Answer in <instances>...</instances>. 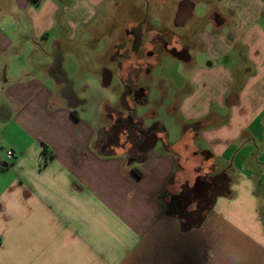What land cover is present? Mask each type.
I'll list each match as a JSON object with an SVG mask.
<instances>
[{
	"label": "crops",
	"instance_id": "obj_1",
	"mask_svg": "<svg viewBox=\"0 0 264 264\" xmlns=\"http://www.w3.org/2000/svg\"><path fill=\"white\" fill-rule=\"evenodd\" d=\"M143 19L144 85L156 34L192 67L167 101L164 87L145 97L176 135L160 123L128 160L97 147L106 101L72 88L74 108L53 71L70 81L66 59L97 31ZM209 174L228 187L189 227L171 201ZM0 264H264V0H0Z\"/></svg>",
	"mask_w": 264,
	"mask_h": 264
},
{
	"label": "flooded vegetation",
	"instance_id": "obj_2",
	"mask_svg": "<svg viewBox=\"0 0 264 264\" xmlns=\"http://www.w3.org/2000/svg\"><path fill=\"white\" fill-rule=\"evenodd\" d=\"M125 39V41L122 40L113 45L107 56L108 63L114 69H104L106 83L112 82L115 77L121 83V96L125 105H122L120 110L115 113H109L113 123L109 127L101 149L105 152L121 151L129 160H136L143 154L144 148L161 140L160 135L163 127L160 123L146 126L143 119L137 116L138 107L144 106L146 95L151 93L150 85H144L141 81V70L144 65L147 68H152L149 61L156 56L153 50H146L145 48L144 19L125 30ZM150 43L162 47L163 54L186 61V49L170 48L171 42L168 34H156ZM161 55L156 62L157 66L160 65ZM200 179L201 183L208 182L211 184L207 199L202 194L197 195L193 192L194 185L193 188L182 190L177 198L171 201V208L184 224L202 218L205 212L202 215L199 212L206 207V202L210 201L211 206L216 197L226 191L228 187L224 174H209L200 177ZM201 189L203 190V186Z\"/></svg>",
	"mask_w": 264,
	"mask_h": 264
},
{
	"label": "rangeland",
	"instance_id": "obj_3",
	"mask_svg": "<svg viewBox=\"0 0 264 264\" xmlns=\"http://www.w3.org/2000/svg\"><path fill=\"white\" fill-rule=\"evenodd\" d=\"M129 4L130 2H127L121 9L124 10V8L128 7ZM129 8L130 7H128V10ZM148 11V8H146L145 14L148 15ZM191 27L194 31L197 30V24L192 23ZM126 29H129V26H126L125 23L122 22H116L114 25L111 24L106 26V28L97 31L96 39L92 40L90 44L80 49V55L77 59H75V61L66 59L65 62L71 86L81 99L90 95V98L93 99L101 97L107 103V106L104 109L106 130L102 133L97 144L99 150H102L101 147L103 140L109 130V127L113 123L109 113H115L120 110L123 105L121 96L122 86L119 80L116 77L110 83H106L105 80L104 69H114L107 61V56L111 52L112 47L108 45L109 47L106 48V41L109 40L108 38L113 36H115L117 40H120L123 38ZM159 62L160 65L154 70L152 81L149 84L151 88V101L153 99H157L160 95L162 87L165 88L167 95L166 99L163 101H167L168 98L172 96L173 91L184 82L188 69L192 67L189 64L184 63V61L180 58H176L174 56L172 57L171 55L166 54L161 55ZM148 82L149 80H146V83ZM170 102H172L171 99ZM163 103L164 102L162 101H158L156 103V106L158 105L160 107L156 114H154L150 109L152 106H140L137 109V116L140 119H143L146 126H152L155 123H162L166 129L170 131L171 136L174 137L173 135H176V132L180 127V122L175 120L171 114L168 113V110L161 106ZM200 147L205 149V144L201 143ZM202 153L204 152H199L200 157L202 156Z\"/></svg>",
	"mask_w": 264,
	"mask_h": 264
},
{
	"label": "trees",
	"instance_id": "obj_4",
	"mask_svg": "<svg viewBox=\"0 0 264 264\" xmlns=\"http://www.w3.org/2000/svg\"><path fill=\"white\" fill-rule=\"evenodd\" d=\"M53 75H54L58 85H64L62 93L65 96V98L69 100L70 104L74 108L79 107L81 105L82 101L77 98L75 92L72 89L70 81L68 80L64 70L61 68L60 65H58L54 69ZM73 114L75 115V112H73ZM188 127L189 126H185V128H188ZM197 127H199V124L197 125Z\"/></svg>",
	"mask_w": 264,
	"mask_h": 264
},
{
	"label": "water",
	"instance_id": "obj_5",
	"mask_svg": "<svg viewBox=\"0 0 264 264\" xmlns=\"http://www.w3.org/2000/svg\"><path fill=\"white\" fill-rule=\"evenodd\" d=\"M122 104H123V106L125 105V103L122 101ZM157 144V141L155 142V143H152V144H150L149 146H147L146 148H144L143 150H142V152L143 153H146L148 150H150L152 147H154L155 145ZM201 186H203V190L201 189ZM210 186H211V184L210 183H208V182H206V183H201V179L199 178V179H197L196 180V184H195V188L193 189V192L194 193H197V195H203V197L205 198V199H207V197H208V191H209V188H210ZM209 207H210V201H207L206 202V207L203 209V210H201L200 212H199V214H203L205 211H207L208 209H209ZM201 220H202V218H199V219H196L194 222H192V223H188L187 225L189 226V227H194V226H196L198 223H200L201 222Z\"/></svg>",
	"mask_w": 264,
	"mask_h": 264
},
{
	"label": "built area",
	"instance_id": "obj_6",
	"mask_svg": "<svg viewBox=\"0 0 264 264\" xmlns=\"http://www.w3.org/2000/svg\"><path fill=\"white\" fill-rule=\"evenodd\" d=\"M12 156H13V152L12 151L8 152V157L11 158Z\"/></svg>",
	"mask_w": 264,
	"mask_h": 264
}]
</instances>
